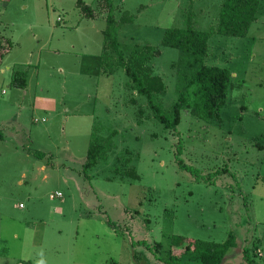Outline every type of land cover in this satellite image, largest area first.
I'll return each mask as SVG.
<instances>
[{
    "label": "rangeland",
    "instance_id": "1",
    "mask_svg": "<svg viewBox=\"0 0 264 264\" xmlns=\"http://www.w3.org/2000/svg\"><path fill=\"white\" fill-rule=\"evenodd\" d=\"M83 1L93 18L78 0L0 1L9 58L30 63L0 65V264H166L179 238L222 243L231 233L237 247L223 264H248L246 250L264 264V0L246 37L209 41L206 64L233 76L219 117L184 111L176 129L124 69L103 63L111 5L123 49L157 50L150 66L171 115L183 53L163 46L165 33L189 19L211 30L226 0ZM19 70L27 88L12 85ZM95 131H116L114 149L85 169ZM128 159L140 179L121 177Z\"/></svg>",
    "mask_w": 264,
    "mask_h": 264
},
{
    "label": "trees",
    "instance_id": "2",
    "mask_svg": "<svg viewBox=\"0 0 264 264\" xmlns=\"http://www.w3.org/2000/svg\"><path fill=\"white\" fill-rule=\"evenodd\" d=\"M81 10L94 17V10L86 5L83 0H78ZM261 0H226L221 7L219 21L216 27L209 31L195 29L191 19L187 28H171L165 33L163 46L178 49L183 53V59L178 68V101L173 106L172 114H167L160 103L161 95L166 92V85L162 77L156 75L150 63L157 50L149 46H136L126 49L121 46L118 39V28L113 15V6L108 15V28L104 31L103 63L111 65V73L124 69L129 77V86L138 96L145 97L153 111L154 117L167 129H176L182 121V113L190 112L194 117L209 122L218 118L229 94L232 81V72L223 67L209 66L206 58L209 53V41L214 35L230 37H246L253 23L257 20ZM131 20L124 17L123 22ZM13 49L9 38L0 35V65L5 55ZM104 65V64H103ZM12 85L24 89L28 85V71L14 72ZM136 100L134 103L137 104ZM94 132L87 156L85 169L95 167L101 157L114 149L113 139L117 132L103 138ZM5 136L0 131V140ZM38 157L44 153L36 154ZM130 159L126 170L121 172V177L134 176L140 179L136 169L130 166ZM182 166L184 164L181 163ZM128 169V170H127ZM181 246V252L176 255L170 253L166 264H223L229 253L237 247L236 236L231 233L229 238L222 243L200 239L179 238L175 240ZM257 250V245L254 246ZM245 261L253 264L247 250Z\"/></svg>",
    "mask_w": 264,
    "mask_h": 264
},
{
    "label": "crops",
    "instance_id": "3",
    "mask_svg": "<svg viewBox=\"0 0 264 264\" xmlns=\"http://www.w3.org/2000/svg\"><path fill=\"white\" fill-rule=\"evenodd\" d=\"M0 1H2V0H0ZM0 35L6 37V35H5L4 33H2V32H0ZM6 38H9V39L12 41V43H13V47H14V42H13V40H12L10 37H6ZM12 50H13V49H12ZM12 50H10V51L5 55V57H4V59H3V61H2L1 64H4L5 61H6V62L8 61L9 63L14 64V65H18V64H30V63H25L23 60H20V58L17 59V60H13V61H12V59L9 58V57L12 56V54H11ZM15 57H17V56H15ZM17 58H18V57H17ZM26 62H28V61H26ZM7 69H10V68L8 67ZM27 87H28V85H27ZM27 87H26V88H27ZM44 169H45V168H43V170H44Z\"/></svg>",
    "mask_w": 264,
    "mask_h": 264
},
{
    "label": "built area",
    "instance_id": "4",
    "mask_svg": "<svg viewBox=\"0 0 264 264\" xmlns=\"http://www.w3.org/2000/svg\"><path fill=\"white\" fill-rule=\"evenodd\" d=\"M57 196H58V197H62V195H61V194H58ZM53 198H55V197H53Z\"/></svg>",
    "mask_w": 264,
    "mask_h": 264
}]
</instances>
